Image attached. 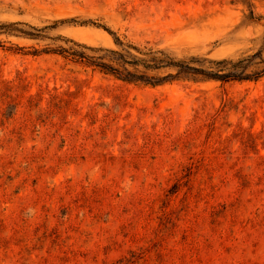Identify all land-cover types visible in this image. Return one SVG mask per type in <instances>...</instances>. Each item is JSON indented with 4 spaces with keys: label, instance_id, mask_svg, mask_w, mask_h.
<instances>
[{
    "label": "rangeland",
    "instance_id": "374dc122",
    "mask_svg": "<svg viewBox=\"0 0 264 264\" xmlns=\"http://www.w3.org/2000/svg\"><path fill=\"white\" fill-rule=\"evenodd\" d=\"M74 43L238 60L264 0H0V264H264V76L127 83Z\"/></svg>",
    "mask_w": 264,
    "mask_h": 264
},
{
    "label": "trees",
    "instance_id": "16d2710c",
    "mask_svg": "<svg viewBox=\"0 0 264 264\" xmlns=\"http://www.w3.org/2000/svg\"><path fill=\"white\" fill-rule=\"evenodd\" d=\"M115 41L118 46L122 45L116 38ZM74 44L95 55L74 50H70V55L127 83L158 86L173 80L227 82L257 80L264 76V43L256 53L238 60H213L200 56L176 58L163 50L139 52L137 48L134 49L139 55H135L125 49L115 51Z\"/></svg>",
    "mask_w": 264,
    "mask_h": 264
}]
</instances>
